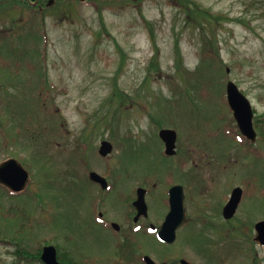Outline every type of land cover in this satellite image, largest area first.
Segmentation results:
<instances>
[{
	"label": "rangeland",
	"instance_id": "obj_1",
	"mask_svg": "<svg viewBox=\"0 0 264 264\" xmlns=\"http://www.w3.org/2000/svg\"><path fill=\"white\" fill-rule=\"evenodd\" d=\"M191 1L224 20L209 23L191 13L190 23L184 8L194 7L186 2L182 8L176 0L77 1L65 17L55 14L62 9L52 7L44 20L30 10L0 15V47L14 48L11 59L2 53L7 69L0 58V84L5 82L0 88V162L15 158L30 174L19 195L0 188V264H25L13 255L14 243L31 252L51 239L65 244L57 238H68L73 218L86 212L84 180L90 171L119 175L116 182L110 180L116 190L109 203L116 205L118 196L139 185L150 191L156 214L163 211L169 186L198 190L200 182L197 202L205 193L204 202L219 209L230 187H239L237 219H264L263 137L256 130L249 149L258 154L249 152L229 124L233 116L226 103V83L233 81L255 115L264 116V0ZM20 28L22 35L9 40V30ZM34 49L41 51L39 59ZM156 54L159 68L151 69ZM43 73L51 86L45 87L44 104L36 95ZM114 83L126 98L108 108ZM160 129L176 131L174 157L162 155ZM103 140L112 145L104 158L98 154ZM184 158L189 169L180 167ZM192 170L196 175L191 176ZM187 236L182 232L171 246L153 239L143 243L158 264L175 255L198 263ZM190 237L200 242L199 235ZM103 238L104 246L84 237L85 251L111 253L113 241ZM239 241L244 244L236 235ZM252 247L253 253L245 246L235 260L234 250V264H253L254 256L264 264V249L254 242Z\"/></svg>",
	"mask_w": 264,
	"mask_h": 264
},
{
	"label": "flooded vegetation",
	"instance_id": "obj_2",
	"mask_svg": "<svg viewBox=\"0 0 264 264\" xmlns=\"http://www.w3.org/2000/svg\"><path fill=\"white\" fill-rule=\"evenodd\" d=\"M78 1L86 2L85 0ZM75 3L76 2L73 0H0V8L7 6L12 7V5H15L17 8L16 10L22 13L28 11V6H31L35 7L32 11L36 12L41 19H46L47 14H49L48 10L56 4L62 6V8H60L62 11H59V13L60 16L65 17L69 14V8ZM11 13L12 12L7 10L5 16L8 17ZM187 163L188 161L184 158L181 160L180 167L189 169ZM195 173L196 172L192 170L191 176ZM89 174L90 172L88 173L87 180H84L86 183L84 188L86 187L87 195L85 214H77L73 218L72 227L74 225V230L70 232L68 238L67 236L57 238L63 239L65 244L63 243L60 245L53 242V239H51L46 242V244L40 246L36 264H46L42 260V253L43 249L47 246L54 247L56 260L60 264H147L145 258L158 264L156 259L152 257L151 250L148 249L143 242L153 239L165 246H171L175 244L176 240H178L181 233L184 231H187L189 234L187 239H185V241L187 240V246H191L199 262L195 263L184 256L175 255L171 257L172 260H165L159 264H182L183 261L188 264H234L236 255L239 257L244 255V251H246L245 246H247V253H253L254 251V249H252V242L255 236V224L258 221L247 220L246 218L238 220V207L232 216L225 217L224 209L236 187H230L223 204L220 205L218 209V207L214 206L212 203L209 204L208 201L206 203L204 202L207 199L205 193L201 194L203 200L197 202V198L200 194L198 192L199 187H202L200 182H198L197 185L198 190L191 186H187V190L185 191L184 187L181 185L184 196V211L182 216L180 213H176L170 217L173 222L178 221L179 226L174 233V242L167 244L159 239L158 233L171 211L170 189L174 185L179 184H172L166 189L162 204L163 211L156 212L155 214V212H153L154 208L150 206V191L148 189L138 185L136 188H132L127 196H118L117 200L120 204L116 205L109 203L111 201L109 194L116 190L112 186L113 183L110 182V180L113 177L116 182V177H119V175L110 172L104 174L98 173L106 180L108 185L106 189H103L98 182L89 179ZM72 180H74V185L71 190L74 191L73 199L75 203L76 199L78 200L76 189H74L77 187V179L74 177ZM78 186H80L79 183ZM139 188L145 190V207L134 204L137 199V190ZM78 191L82 190L78 188ZM190 194H192L194 198L190 196ZM246 228L247 231H249L248 233H251V231L253 232V236L249 235L247 231L244 232ZM194 233L196 236L199 235L200 242L195 243L193 241L194 237H190ZM236 235H238V238H241V240H244V244L242 241L236 243ZM84 237L91 242L95 241L98 245H103L101 244L104 239L103 237H108L113 241L111 253H88L84 248ZM57 239L54 237V240ZM234 250V260H231ZM253 258L256 259V256ZM255 259L253 260V264H258ZM242 263L245 264L244 262Z\"/></svg>",
	"mask_w": 264,
	"mask_h": 264
},
{
	"label": "water",
	"instance_id": "obj_3",
	"mask_svg": "<svg viewBox=\"0 0 264 264\" xmlns=\"http://www.w3.org/2000/svg\"><path fill=\"white\" fill-rule=\"evenodd\" d=\"M226 100L241 135L246 140L255 142L256 132L253 128L254 114L251 102L240 92L238 87L232 81H229L226 84ZM159 137L164 143L165 154L169 156L175 154L176 132L171 129H162L159 132ZM111 151V143L108 141H102L98 151L99 155L106 157ZM89 177L92 181L98 182L103 189L107 188L106 180L97 173L91 172ZM28 183L29 173L17 160L12 158L0 163V185L12 193H19L27 187ZM144 194V189L139 188L137 190V199L134 202L135 205H140L142 207L146 206ZM241 195L242 190L240 188H235L233 190L231 198L224 209L225 217H230L234 214ZM183 200L184 196L182 187L173 186L170 189L171 211L158 233L159 239L164 243L170 244L175 240L174 233L179 226V222H173L170 217L176 213H180L182 216L184 211ZM255 232L256 236L254 240L264 247V221H260L255 225ZM42 260L46 264H60L56 260L55 249L52 246H47L43 249ZM145 260L147 261V264H155L148 258H145ZM182 264L188 263L183 261Z\"/></svg>",
	"mask_w": 264,
	"mask_h": 264
},
{
	"label": "trees",
	"instance_id": "obj_4",
	"mask_svg": "<svg viewBox=\"0 0 264 264\" xmlns=\"http://www.w3.org/2000/svg\"><path fill=\"white\" fill-rule=\"evenodd\" d=\"M74 2H76L77 0H73ZM86 2L87 1H90V0H85ZM101 2H103L104 4H112V3H115V2H120V3H138L140 2L141 0H99ZM175 2V0H173ZM177 2L181 3V7L183 6L184 7V4L187 2L188 5L191 4L194 8L193 9H189L188 7L187 8H184L186 11V14H187V21L191 23L192 20V16L193 15H198V16H202V18L204 20H206L207 22L210 23V21H215V22H219V21H222L224 20L223 17L221 16H213L211 14L208 13V11L206 10H201L199 8V5L196 4L194 1H191V0H176ZM178 4V3H177ZM177 6V5H176ZM182 7V8H183ZM30 9H34L35 7H31L29 6ZM15 9V5H12V7H3V8H0V15L1 14H4L7 10L8 11H13ZM191 13L193 15H191ZM202 19V20H203ZM228 20V19H227ZM194 24V23H193ZM196 26V25H195ZM201 26V25H199ZM10 39L11 40V35H22L23 31H21V28L19 30V32H13V31H10ZM151 36H152V33H151ZM37 41H40L41 42V37H36ZM21 41L23 40H27V37L26 39L25 38H20ZM13 41V40H12ZM11 41V42H12ZM11 47H6L5 48H1L0 47V58H2V61L4 62L5 59H3V51H7L6 52V55L8 56V58H10V52L11 50L13 51L14 48H11ZM29 50V49H28ZM35 51V49H34ZM42 51L44 53V50H43V47H42ZM35 53L37 54L38 56V59L41 57V51L39 50H36ZM176 55H177V70H180V66H181V62H182V57H181V53L179 51V48L178 46H176ZM11 59V58H10ZM7 60V59H6ZM10 63V61H8ZM204 63V62H203ZM150 68L151 69H158L159 68V62H158V56L157 54L154 55L150 61ZM4 69H7L8 66L5 65V63L2 64ZM29 69H31V66H28ZM28 70V69H27ZM180 72V71H179ZM42 81H41V86H39L38 88V92L36 93L38 99L40 98L41 99V102H43V104L45 103V95H43L44 91H45V87H51L49 85V82L47 81V76L43 73V77H42ZM183 82L187 83L185 80H183ZM5 82H3L2 84H0V88H4V85ZM126 98L125 95L121 94L120 92H118V88L117 86L115 85L114 83V87H113V94L109 97V102H108V108L111 107V105L113 104V101L115 99H118V103L122 102V100H124ZM37 99V100H38ZM28 100V99H27ZM118 111V108L115 109L113 111V118L115 116V113ZM255 112V111H254ZM104 118H106V115L104 116ZM112 118V119H113ZM152 119V122L155 123V121L153 120L152 117H150ZM114 120V119H113ZM231 121V122H230ZM229 121V124L231 125V123L234 124V127L237 129L236 125H235V122L233 120V118H231V120ZM99 122V121H98ZM157 124V122H156ZM108 128L109 129H112V123H108L107 124ZM161 126H159L160 128ZM254 128L259 132V134L263 137V143H264V116H259V115H255L254 117ZM112 135V134H111ZM238 136H240L239 132H238ZM242 138V137H241ZM243 139V138H242ZM244 140V139H243ZM247 148H248V151L249 152H252L253 154H258V150H255V149H249V147L251 146L250 143L246 142L244 140V143H243ZM249 145V146H247ZM0 188H2L5 192L9 193L7 190H5L3 187L0 186ZM10 195H18V194H11L9 193ZM1 242H4V241H1ZM5 244H8V245H11V241H6L4 242ZM13 246H15V249L13 251V255L16 257L17 260H19L21 263H25V264H36L37 263V260H38V255H39V252H40V247H38L35 251L31 252L29 251L28 249H26L25 247H23L22 245H20L19 243H14Z\"/></svg>",
	"mask_w": 264,
	"mask_h": 264
}]
</instances>
